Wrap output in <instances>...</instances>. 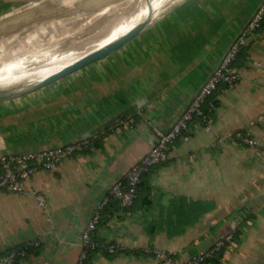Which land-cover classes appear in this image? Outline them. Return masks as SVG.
Wrapping results in <instances>:
<instances>
[{
  "label": "crops",
  "instance_id": "1",
  "mask_svg": "<svg viewBox=\"0 0 264 264\" xmlns=\"http://www.w3.org/2000/svg\"><path fill=\"white\" fill-rule=\"evenodd\" d=\"M261 1L186 0L106 58L0 101V154L89 141L58 170L25 182L48 212L33 195L0 188V257L33 245L15 264H80L99 204L153 149L156 130L170 131L184 115ZM234 65L239 80L210 99V128L192 126L147 173L148 205L141 195L130 211L111 208L92 234L102 249L89 264H158L146 252L153 248L182 264L229 235L235 246L221 264H264V163L233 137L264 138V25Z\"/></svg>",
  "mask_w": 264,
  "mask_h": 264
},
{
  "label": "built area",
  "instance_id": "2",
  "mask_svg": "<svg viewBox=\"0 0 264 264\" xmlns=\"http://www.w3.org/2000/svg\"><path fill=\"white\" fill-rule=\"evenodd\" d=\"M263 23L264 0L259 4L242 33L230 45L220 64L213 70L196 93L184 115L170 131L156 130L158 136L156 145L128 171L124 178L128 181L127 185H123V180L117 181L99 204L83 233V251L80 264L87 257L89 250L99 246L92 239V234L97 230L101 220V212L110 200L112 198L118 199L123 208H130L138 197V185L141 182L142 175L151 167L167 160L173 143L190 132L192 126L195 127L194 129L210 128V113L215 109L214 103L210 101L211 97L219 90L222 84H232L239 80L240 72L236 69L234 62L247 45L249 38L262 27ZM207 107L208 109L206 110ZM135 123V119L132 117L126 120L127 126ZM233 137L236 142L253 148L259 159L264 163V138L251 137L242 131L234 132ZM88 146L89 141L84 140L54 149L2 153L0 154V188H5L24 196L33 195L43 212H48V204L44 195L27 189L25 182L37 172L58 170L66 158L84 151ZM234 246L233 236L229 235L225 239L216 242L213 247L195 254L182 264H201L222 249H232ZM114 249V246L108 247L110 252H113ZM146 252L155 254L159 258L158 264H181L160 249H147ZM23 255H25L24 252L12 251L0 257V264H15L18 256Z\"/></svg>",
  "mask_w": 264,
  "mask_h": 264
},
{
  "label": "bare ground",
  "instance_id": "3",
  "mask_svg": "<svg viewBox=\"0 0 264 264\" xmlns=\"http://www.w3.org/2000/svg\"><path fill=\"white\" fill-rule=\"evenodd\" d=\"M184 1L186 0H101L100 4L87 3L85 10L94 13L91 19L95 21L102 16L114 15L117 11L122 10V13L114 18L111 28L102 32L99 38L93 39L92 43L87 41L75 48L69 45L59 46L60 53L63 51L59 55L51 53L50 51H54L51 47L47 53L40 49V53L36 54L29 45L7 47L8 40L4 35H0V46L3 48L0 51V93L20 91L37 85L93 51L138 30L149 18H152L154 23ZM50 2L52 1L41 0L35 7L41 8ZM131 2L140 5L129 9Z\"/></svg>",
  "mask_w": 264,
  "mask_h": 264
},
{
  "label": "rangeland",
  "instance_id": "4",
  "mask_svg": "<svg viewBox=\"0 0 264 264\" xmlns=\"http://www.w3.org/2000/svg\"><path fill=\"white\" fill-rule=\"evenodd\" d=\"M40 1L5 0L0 2V26L5 25V23L15 24L14 22L22 15L29 13L31 9H36L30 14L32 15L31 22L20 27L9 24L11 25L9 26L10 29L6 32L10 34L5 37L8 40L7 47L15 45L18 48L29 45L35 54L40 53V49L47 53V50L53 48L54 51L50 52L59 55L63 53V51L60 53L58 50L59 46L69 45L71 48H75L87 41L91 42L93 39L99 38L102 32L111 28L114 18L122 13V10L117 11L113 13L114 15L102 16L95 21L93 18L91 19L94 13L88 9L85 10L87 0H51L52 2L44 7H35V4ZM139 5L131 2L128 8L135 9ZM96 24L98 25L97 28ZM91 26H94L92 30ZM88 30L91 32H86ZM84 32L86 33L84 34ZM1 50L3 48L0 46Z\"/></svg>",
  "mask_w": 264,
  "mask_h": 264
},
{
  "label": "water",
  "instance_id": "5",
  "mask_svg": "<svg viewBox=\"0 0 264 264\" xmlns=\"http://www.w3.org/2000/svg\"><path fill=\"white\" fill-rule=\"evenodd\" d=\"M4 1L5 0H0V2H4ZM29 1H31V0H29ZM99 1H101V0H87L86 2L88 4L94 5V4H100ZM35 11H36V9H31V11L29 13L22 15L21 18L16 20L14 22L15 24H12V23H9V24L14 25V27L23 26L25 23L32 21L31 20L32 15H30V14H32ZM9 24L5 23V25L0 26V35H4L6 37V35L10 34L9 32H6V30L10 29L9 26H11V25H9ZM151 24H153L152 18H149V21L143 23L142 26L138 30L133 31L131 33H128V34L124 35L123 37H121L120 39L114 41L113 43H110V44H108V45H106V46H104V47H102L96 51H93L92 53H90V54L82 57L81 59L75 61L71 65L67 66L66 68L62 69L58 73L52 75L51 77H49L48 79L42 81L41 83H39L37 85L30 86V87H28L24 90H20V91L0 93V101L8 100V99H12V98H16V97H20V96L30 94L34 91H37L41 88H44L48 85H51V84L61 80L62 78L66 77L68 75H71V74H73V73H75V72H77V71H79V70L103 59V58H106L107 56L111 55L112 53L116 52L120 48L124 47L125 45H127L128 43L133 41L137 36H139ZM97 27H98V25L96 26V28ZM86 32H91V31L88 30ZM86 32H84V34ZM86 37H87V35H86Z\"/></svg>",
  "mask_w": 264,
  "mask_h": 264
},
{
  "label": "trees",
  "instance_id": "6",
  "mask_svg": "<svg viewBox=\"0 0 264 264\" xmlns=\"http://www.w3.org/2000/svg\"><path fill=\"white\" fill-rule=\"evenodd\" d=\"M264 25V23H263ZM244 50V49H243ZM208 109V107L206 108V110ZM155 166L151 167L147 172H145L143 175H142V178H141V182L139 183L138 185V197L137 199L135 200L134 204L130 207V208H123L121 206V203L118 199H115V198H112L110 200V202L103 208L102 212H101V220H100V223H99V226L100 225H103L104 223H107L109 218L111 217V215H113V211L111 210L112 207L114 206H117L118 209H124V210H127V211H130L131 209H133V206L135 205L136 201L139 199V197L142 195V198H144V204L148 205L149 204V201H148V195H144V189H145V183H144V177L147 175V173H149ZM128 183L127 179H123V185L126 186ZM146 192V191H145ZM143 193V194H142ZM98 226V227H99ZM94 235V234H93ZM93 240H95L94 236L92 237ZM233 240H234V237H233ZM95 242H97L95 240ZM99 243V242H98ZM34 246L33 245H22L20 247H17L15 251H18V252H24L25 255L26 254H29L30 252L34 251ZM102 249V246H98L97 248L95 249H92V250H89L88 251V254H87V257L84 259V261L82 262V264H89V260L90 258H92V255L99 252L100 250ZM227 249H222L220 252H217L213 257L209 258V259H206L204 262H202L201 264H221L223 258H224V254H225V251ZM24 256H18L17 260L15 263H17L20 258H23Z\"/></svg>",
  "mask_w": 264,
  "mask_h": 264
}]
</instances>
